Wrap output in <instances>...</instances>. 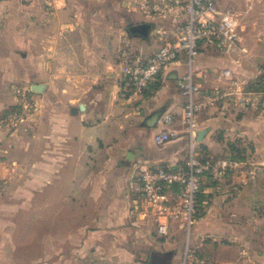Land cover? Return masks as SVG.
<instances>
[{
	"label": "crops",
	"instance_id": "0c3cea01",
	"mask_svg": "<svg viewBox=\"0 0 264 264\" xmlns=\"http://www.w3.org/2000/svg\"><path fill=\"white\" fill-rule=\"evenodd\" d=\"M159 1L0 0V209L13 206L7 198L29 207L21 200L27 193L38 214L47 208L46 221L41 217L47 262L37 264L179 263L182 230L170 221L168 234L159 235L132 184L140 163L181 165L191 141L197 154L216 157L231 155L233 143L254 169L253 177L229 170L220 183L203 177V211L191 227L192 243L202 249L203 264H236L240 250L249 256L243 225L261 220L256 207L264 108L227 99L197 113L191 138L183 120L187 98L179 88L185 61L142 91L126 84L121 48L148 55L176 39L179 25L172 15L153 9ZM215 1L218 9L235 14L244 51L229 55L200 47L191 64L194 81L202 90L224 88L231 81L221 71L231 68L237 90H248L247 82L264 70V0ZM137 22L150 25L147 37L127 31ZM233 57H239L238 67ZM33 84L43 87L33 91ZM14 87L29 89L35 107L16 124L7 120L21 109ZM155 112L160 115L152 123ZM164 127L170 139L158 146L153 135ZM223 235L227 249L206 247L205 237Z\"/></svg>",
	"mask_w": 264,
	"mask_h": 264
},
{
	"label": "built area",
	"instance_id": "2783aa9c",
	"mask_svg": "<svg viewBox=\"0 0 264 264\" xmlns=\"http://www.w3.org/2000/svg\"><path fill=\"white\" fill-rule=\"evenodd\" d=\"M154 11L169 13L172 20L178 23L176 39L164 42L155 52L145 55L128 47L118 52L121 73L126 84L135 91H142L151 86L161 74L171 66L186 62V70L179 76L180 91L186 96L183 108V120L188 127L191 138H194L195 119L199 111L218 105L227 99L248 108L264 106V96L254 90H237V80L231 68H224L221 75L230 79L224 88L202 90L194 81L191 67L199 48L210 46L222 54H233L244 51L238 45V21L231 10H220L215 0H160L152 5ZM232 64L240 65L239 57H233ZM264 75V70L259 71ZM20 97L21 109L11 113L7 120L16 124L35 110L30 99L29 89L14 87ZM237 92L240 94L237 95ZM170 139L167 127L159 129L153 135L154 143L163 145ZM188 153L181 165L172 168L156 163H140L133 174L132 191L142 198L147 210L152 213L157 233L165 236L169 231V222L185 231L189 236L196 221L197 194L201 179L210 175L212 179L221 180L227 171L242 167L243 160L230 157L198 159L192 141ZM248 174L252 169L246 171ZM174 189L176 195L171 196ZM183 264L191 262L203 264L204 260L194 254L193 249L186 247L183 251Z\"/></svg>",
	"mask_w": 264,
	"mask_h": 264
},
{
	"label": "rangeland",
	"instance_id": "374dc122",
	"mask_svg": "<svg viewBox=\"0 0 264 264\" xmlns=\"http://www.w3.org/2000/svg\"><path fill=\"white\" fill-rule=\"evenodd\" d=\"M259 18L260 17H257L255 20ZM262 66H264V63ZM243 154L246 155L244 151ZM213 158L222 157L213 156ZM261 167H263V170L258 177V185L261 184L262 192L258 194V206L256 207L257 215L261 218V220H257V222L254 220L248 221L243 225L245 227L244 231L247 233L246 238L243 241L246 243L245 253L249 254L247 257L250 260H246V262H244L245 258L247 257H244V253H240L241 250L239 249L240 251L237 252L234 259V263L236 264H264V164H262ZM248 169L253 170V172L249 174L251 177H253V165L247 161L242 165V167L232 171H247ZM221 180L215 179V182L220 183L222 182ZM252 194L253 193L250 192V198L253 197ZM21 200L24 203H27L29 207H19L17 206L15 198H7L5 203L7 202L13 204V206L8 207L7 210L0 209V219L3 220L0 221V264H37L42 263V261L47 262V255L45 254L48 242L46 240L47 224L46 222L43 223L42 221L44 220L41 218L45 216L46 221L47 208H41L39 214L37 209L33 210L32 206H30V193L25 194ZM34 216L36 218L39 216L41 221L38 222L34 220ZM204 239L207 245L206 247L211 250H215L217 248L224 250L228 248V241L224 235L217 239H213V237H205ZM179 246L182 254L180 262L178 261L179 263L177 264H183V251L186 247L193 249L194 254L203 259L202 249L198 248V246H194L192 239L185 231H182V238L179 242ZM242 246L244 247L243 244ZM224 255L228 257L227 250L224 252ZM208 261L211 260L209 259ZM189 264H193V262Z\"/></svg>",
	"mask_w": 264,
	"mask_h": 264
},
{
	"label": "trees",
	"instance_id": "16d2710c",
	"mask_svg": "<svg viewBox=\"0 0 264 264\" xmlns=\"http://www.w3.org/2000/svg\"><path fill=\"white\" fill-rule=\"evenodd\" d=\"M247 89L248 90L258 91V92L262 93L263 96H264V75H259V76H256L255 78H252L251 80H249L248 83H247ZM228 148H229V153L231 154V155H228L230 158L237 159V160L244 159L245 155L243 154V151H241L240 149L236 148V146H234L233 143H229L228 144ZM197 155H198V159L200 161H204L206 159L213 158V156H209L206 153H202V154L198 153ZM205 176L207 178H210V175H205ZM202 186L203 185H202V179H201L200 189H199V192L197 194L196 218L201 216L202 215V211H203V207L200 205V201L202 200V197L204 196V194L202 193Z\"/></svg>",
	"mask_w": 264,
	"mask_h": 264
},
{
	"label": "water",
	"instance_id": "95a60500",
	"mask_svg": "<svg viewBox=\"0 0 264 264\" xmlns=\"http://www.w3.org/2000/svg\"><path fill=\"white\" fill-rule=\"evenodd\" d=\"M149 30H150V25L146 22L134 23V24L130 25V27H128V29H127V31L131 35L139 36V37H147ZM42 87L43 86L41 84H33L31 86V89L33 91H40L42 89ZM159 115H160V112L153 113V115L151 116L152 123L157 121V118ZM203 133H205V130H201L198 132V139L199 140L202 138Z\"/></svg>",
	"mask_w": 264,
	"mask_h": 264
}]
</instances>
